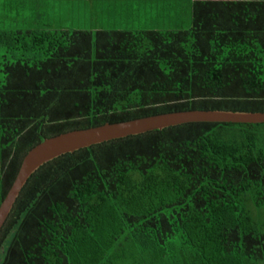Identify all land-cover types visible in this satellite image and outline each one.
Here are the masks:
<instances>
[{"label":"trees","instance_id":"16d2710c","mask_svg":"<svg viewBox=\"0 0 264 264\" xmlns=\"http://www.w3.org/2000/svg\"><path fill=\"white\" fill-rule=\"evenodd\" d=\"M49 1L0 0V205L47 138L173 112L264 113V1H198L189 25L166 30L90 16L54 27ZM263 262L264 124L189 123L62 155L0 231V264Z\"/></svg>","mask_w":264,"mask_h":264},{"label":"water","instance_id":"95a60500","mask_svg":"<svg viewBox=\"0 0 264 264\" xmlns=\"http://www.w3.org/2000/svg\"><path fill=\"white\" fill-rule=\"evenodd\" d=\"M189 123L264 124V113L184 111L76 130L47 138L23 158L17 176L0 205V231L29 178L46 163L68 153L111 140Z\"/></svg>","mask_w":264,"mask_h":264},{"label":"crops","instance_id":"0c3cea01","mask_svg":"<svg viewBox=\"0 0 264 264\" xmlns=\"http://www.w3.org/2000/svg\"><path fill=\"white\" fill-rule=\"evenodd\" d=\"M3 1L6 2L7 0ZM198 1L229 2L264 0H50L49 4L53 7V13L56 14V17L58 15H62L63 17V13L65 12L63 8H67L69 4L81 5L77 8V13L84 10L83 5L87 4L86 12L88 15H86V18L90 16L95 22L105 20L106 23H103L104 26L109 23L108 20H132V18H136L137 20L152 19L155 21L159 20L163 24L167 21L165 25H168V27L164 28L166 30L189 25L194 4ZM75 17H77V14Z\"/></svg>","mask_w":264,"mask_h":264},{"label":"rangeland","instance_id":"374dc122","mask_svg":"<svg viewBox=\"0 0 264 264\" xmlns=\"http://www.w3.org/2000/svg\"><path fill=\"white\" fill-rule=\"evenodd\" d=\"M86 5L87 4L84 5V8H83L84 10H81L77 13V17L75 19H61L62 15H58L57 17L60 18V19H58L56 17V14L49 13L48 17L45 18L44 20H42V23H45L47 25L50 24L51 26H54V27H56V26L64 27V25L76 26V27L78 26L81 29L89 27V25H92V23L89 20H87V18H86V15H88V13L86 12V10H87ZM58 14H60V13H58ZM0 15L4 16V11H1ZM64 15L65 14H63V17H64ZM33 21L34 20H28L27 25H32ZM104 22L106 23L105 20H101L102 25ZM108 22L109 23L106 24V27L108 26V27L117 28V29H126L127 28L130 30H137V29H160V30H164L165 27H168V25H165V23H167V21H165V23L163 24V22H159V20L155 21L152 19L151 20H148V19L147 20H137L136 18H132V20H108ZM24 24H26L25 21L23 22L22 20H17L16 25H18V27L19 26L21 28L27 27ZM70 29H73V28H70ZM261 264H264V262Z\"/></svg>","mask_w":264,"mask_h":264}]
</instances>
